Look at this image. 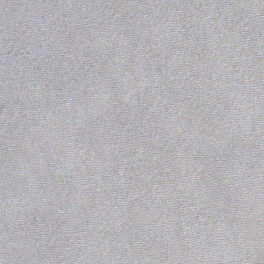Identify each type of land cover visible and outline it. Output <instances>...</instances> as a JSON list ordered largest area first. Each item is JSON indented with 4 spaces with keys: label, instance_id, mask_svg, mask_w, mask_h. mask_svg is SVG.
Returning <instances> with one entry per match:
<instances>
[{
    "label": "water",
    "instance_id": "obj_1",
    "mask_svg": "<svg viewBox=\"0 0 264 264\" xmlns=\"http://www.w3.org/2000/svg\"><path fill=\"white\" fill-rule=\"evenodd\" d=\"M0 264H264V0H0Z\"/></svg>",
    "mask_w": 264,
    "mask_h": 264
}]
</instances>
